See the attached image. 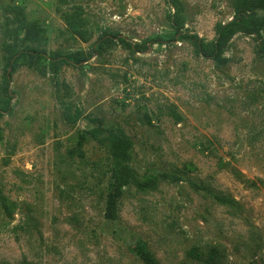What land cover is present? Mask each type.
Instances as JSON below:
<instances>
[{"label": "rangeland", "instance_id": "rangeland-1", "mask_svg": "<svg viewBox=\"0 0 264 264\" xmlns=\"http://www.w3.org/2000/svg\"><path fill=\"white\" fill-rule=\"evenodd\" d=\"M180 2L182 30L207 43L240 11L264 15V0ZM175 13L0 0V264H146L140 242L159 264H264L261 35L239 28L216 60L189 40L140 53L113 40L81 66L20 55L169 39Z\"/></svg>", "mask_w": 264, "mask_h": 264}, {"label": "trees", "instance_id": "trees-1", "mask_svg": "<svg viewBox=\"0 0 264 264\" xmlns=\"http://www.w3.org/2000/svg\"><path fill=\"white\" fill-rule=\"evenodd\" d=\"M172 5L176 9V13L173 17L174 23V32L169 39H163L161 37H154L149 39L143 43H130L125 38L120 37L117 33H104L99 40H97L91 47L90 50L87 52H80L78 56L75 55H63V54H54L51 56L46 55L43 52L36 51L34 49L25 51L22 54H27L31 59H59L61 62H70L81 66L83 63L87 62L91 59L94 55L100 54L103 48H105L110 42L113 40H118L122 44L126 45L131 51L135 53L145 52L148 50L149 47L153 46L154 44H166L172 41H181V40H189L192 41L199 51V53L209 59H219L222 56L223 50L226 46V42L234 35V33L239 28H248L251 33L259 34L263 37L262 43L260 44L261 50L263 51L264 55V15L261 17L258 16H245L243 12H238L237 16L229 21L226 24H222L217 29V37L216 40L213 42L207 43L202 40V38L196 33H187L182 30V25L180 21V13H181V2L180 0H170ZM250 3V8H253L255 2ZM264 6V5H263ZM14 55L10 58V61H15L19 56ZM11 63L7 66L5 70V85L4 89L7 95H9V99L12 97V93H10L9 85L11 80L12 71L9 68L12 66ZM126 148V147H125ZM124 158L126 157V152H123ZM126 180L131 179L130 171H126L125 177ZM113 203L109 204V208L112 210ZM112 214V211L110 212ZM110 217L112 215H109ZM139 253L140 257L146 264H159L156 259L153 257L152 253L148 250L145 243H139ZM188 256L191 258H200L201 254L199 253L198 248H193L188 251ZM215 253H210L207 259L204 261V264H217Z\"/></svg>", "mask_w": 264, "mask_h": 264}, {"label": "water", "instance_id": "water-1", "mask_svg": "<svg viewBox=\"0 0 264 264\" xmlns=\"http://www.w3.org/2000/svg\"><path fill=\"white\" fill-rule=\"evenodd\" d=\"M9 70H10V68H9Z\"/></svg>", "mask_w": 264, "mask_h": 264}]
</instances>
